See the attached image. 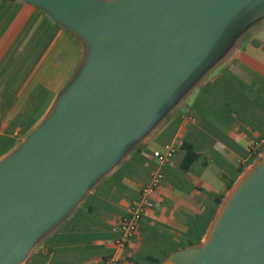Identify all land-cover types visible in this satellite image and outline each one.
Returning a JSON list of instances; mask_svg holds the SVG:
<instances>
[{
  "label": "water",
  "instance_id": "obj_1",
  "mask_svg": "<svg viewBox=\"0 0 264 264\" xmlns=\"http://www.w3.org/2000/svg\"><path fill=\"white\" fill-rule=\"evenodd\" d=\"M85 45L51 112L0 160V264L21 263L178 99L229 27L264 0H25ZM171 264H264V155L206 241Z\"/></svg>",
  "mask_w": 264,
  "mask_h": 264
},
{
  "label": "crops",
  "instance_id": "obj_2",
  "mask_svg": "<svg viewBox=\"0 0 264 264\" xmlns=\"http://www.w3.org/2000/svg\"><path fill=\"white\" fill-rule=\"evenodd\" d=\"M239 36L184 86L178 99L19 264H171L203 244L224 203L264 154V42ZM83 41L45 9L0 0V160L51 112L84 57ZM175 154L160 164L153 151ZM199 158L182 167L184 146ZM163 180L137 229L116 244L118 221L153 171ZM220 199V201H218Z\"/></svg>",
  "mask_w": 264,
  "mask_h": 264
},
{
  "label": "built area",
  "instance_id": "obj_3",
  "mask_svg": "<svg viewBox=\"0 0 264 264\" xmlns=\"http://www.w3.org/2000/svg\"><path fill=\"white\" fill-rule=\"evenodd\" d=\"M176 150V144L167 143L163 145L162 148L155 149L153 151V156L160 164H165L175 154ZM162 180L163 173L159 170L153 171L150 175L149 182L141 187L138 196L131 201L128 213L123 216L116 225L120 233L118 239L115 241L118 246L123 247L128 237L137 229L144 211L152 205V194ZM101 264H119V257L117 254H112L104 259Z\"/></svg>",
  "mask_w": 264,
  "mask_h": 264
},
{
  "label": "rangeland",
  "instance_id": "obj_4",
  "mask_svg": "<svg viewBox=\"0 0 264 264\" xmlns=\"http://www.w3.org/2000/svg\"><path fill=\"white\" fill-rule=\"evenodd\" d=\"M247 13H252V15L250 16V19H248L246 21V23L243 25V27L239 31H235L233 33L234 36L232 37L231 40H228L227 42L224 41L221 44L220 50L221 49L224 50V49L231 48L232 45H234L236 38L239 37V36H242V37H245V38L249 37L251 40L264 42V4L263 5H258L256 8L251 9L250 11L246 12L245 14H247ZM229 36H232V33ZM83 47H84V53H85V45H84V43H83ZM218 52L212 54L208 58L206 63H208L209 61L214 60L215 57L218 56ZM263 59H264V55H263ZM189 81L186 84H188ZM160 148H162V147H160Z\"/></svg>",
  "mask_w": 264,
  "mask_h": 264
},
{
  "label": "trees",
  "instance_id": "obj_5",
  "mask_svg": "<svg viewBox=\"0 0 264 264\" xmlns=\"http://www.w3.org/2000/svg\"><path fill=\"white\" fill-rule=\"evenodd\" d=\"M251 15H252V13H247V14L243 15L242 17H240L238 20L233 21L229 25V27L226 29V31L224 32V34L222 35V37L220 38V40L218 41V43L216 44V46L214 47L211 55L214 54V53H216V52H218L220 50L221 44L224 41L227 42L229 40V38L231 37L229 35L231 33H232V35H234L233 33L235 31H239L243 27V25L246 23V21L248 19H250V16ZM184 148H185V154H184L183 159H182V167L184 169H186V168L189 167V165L192 162H194L195 160H197L199 158V155L196 152H194L192 150V148L190 146H188V145L187 146H184ZM218 201H220V199Z\"/></svg>",
  "mask_w": 264,
  "mask_h": 264
},
{
  "label": "flooded vegetation",
  "instance_id": "obj_6",
  "mask_svg": "<svg viewBox=\"0 0 264 264\" xmlns=\"http://www.w3.org/2000/svg\"><path fill=\"white\" fill-rule=\"evenodd\" d=\"M233 36H234V35H232V36L229 38V40H231ZM221 50H222V49H221ZM221 50H220V51H221ZM220 51H219V52H220Z\"/></svg>",
  "mask_w": 264,
  "mask_h": 264
}]
</instances>
